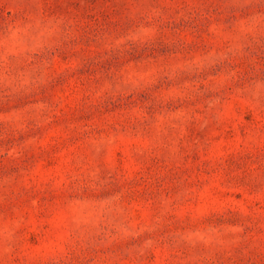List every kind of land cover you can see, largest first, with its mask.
Returning <instances> with one entry per match:
<instances>
[{
    "label": "rangeland",
    "instance_id": "374dc122",
    "mask_svg": "<svg viewBox=\"0 0 264 264\" xmlns=\"http://www.w3.org/2000/svg\"><path fill=\"white\" fill-rule=\"evenodd\" d=\"M0 264H264V0H0Z\"/></svg>",
    "mask_w": 264,
    "mask_h": 264
}]
</instances>
